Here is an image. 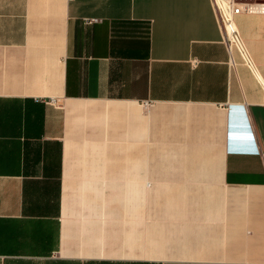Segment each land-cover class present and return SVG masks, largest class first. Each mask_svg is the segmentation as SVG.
<instances>
[{"label": "crops", "instance_id": "1", "mask_svg": "<svg viewBox=\"0 0 264 264\" xmlns=\"http://www.w3.org/2000/svg\"><path fill=\"white\" fill-rule=\"evenodd\" d=\"M233 22L0 0V264H264V11Z\"/></svg>", "mask_w": 264, "mask_h": 264}, {"label": "built area", "instance_id": "2", "mask_svg": "<svg viewBox=\"0 0 264 264\" xmlns=\"http://www.w3.org/2000/svg\"><path fill=\"white\" fill-rule=\"evenodd\" d=\"M210 9L219 30L220 42L227 52L234 47L242 52L237 30L234 26V17L245 11H264L263 3L254 0H209ZM97 19H84V24L97 23ZM196 62H193L195 64Z\"/></svg>", "mask_w": 264, "mask_h": 264}, {"label": "rangeland", "instance_id": "3", "mask_svg": "<svg viewBox=\"0 0 264 264\" xmlns=\"http://www.w3.org/2000/svg\"><path fill=\"white\" fill-rule=\"evenodd\" d=\"M109 205H110V210H112V209L115 210L116 206H118V201H117L116 199H114V198H110V200H109ZM125 205H126V206L131 205L130 200H126Z\"/></svg>", "mask_w": 264, "mask_h": 264}]
</instances>
